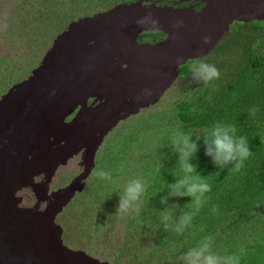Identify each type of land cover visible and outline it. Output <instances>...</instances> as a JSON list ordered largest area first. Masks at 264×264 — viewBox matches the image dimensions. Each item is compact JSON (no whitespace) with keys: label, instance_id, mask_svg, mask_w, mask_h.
Segmentation results:
<instances>
[{"label":"rangeland","instance_id":"1","mask_svg":"<svg viewBox=\"0 0 264 264\" xmlns=\"http://www.w3.org/2000/svg\"><path fill=\"white\" fill-rule=\"evenodd\" d=\"M78 1L79 10L70 9L75 5L70 0H0V249L2 245L8 246L10 257L2 264H116L113 260L120 255L119 246L125 235V213L116 223L104 225L107 235L110 234L106 243H100L93 235L88 242L84 238H68L62 227L63 220L69 217L68 206L79 196L76 194L95 185L94 169L99 160H106L102 153L111 156L112 163L107 168L119 174L123 171L126 181L137 174L136 168L130 167L147 164L151 145H159L162 166L176 165V133L194 135L196 139L204 134L208 124L232 120L228 111L231 105L235 109L234 120L243 115V110L236 108L243 104L242 86L250 82L251 70L264 52V0H248L247 6L253 8L249 12L261 19L249 25L234 20L229 25L231 38L224 40L220 52L209 59L206 55L198 57L216 64L221 71L218 80L207 84L193 80L189 69H181V74L175 75L176 67L171 68L172 72L163 67V74H169L162 80L156 74L161 69L150 66L151 55L173 57L172 53L150 45L144 52L148 54L143 55L148 61L137 64V60L125 56L141 53L140 44L136 43L138 46L128 52L125 47L142 39L162 37L154 29H143L146 25L140 21L156 4H166L165 0H149L156 4L132 5L127 9L120 3L110 11L89 17L84 16L93 14L94 9L84 5L87 0ZM174 1L186 2L197 11L202 7L209 10L216 4L208 2L199 8L195 2L200 0ZM103 6L99 4L97 8ZM70 10H74V16L69 18L65 15ZM239 14L234 15L251 17ZM38 16L42 23L36 29ZM120 30L124 38L117 43L114 31ZM133 33L136 36L130 35ZM8 77L12 81L6 85ZM169 77L170 85L165 81ZM158 79L161 86L157 85ZM176 106L177 116L173 112ZM71 109L72 114L66 116ZM99 137L102 141L94 155L95 164L83 188L52 219L62 200L61 192L59 195L53 191L69 185L89 165L90 151ZM116 138L121 142L115 155H131L125 164L127 169L120 165V158L113 159L115 147L110 142ZM128 142L140 146L129 154L122 146ZM67 148L79 150L65 164L58 165L47 182L51 163L62 157ZM134 153L138 155L135 162ZM157 161L155 158L154 162ZM73 239L89 245L72 246L69 243ZM125 261L135 264L134 260Z\"/></svg>","mask_w":264,"mask_h":264},{"label":"trees","instance_id":"2","mask_svg":"<svg viewBox=\"0 0 264 264\" xmlns=\"http://www.w3.org/2000/svg\"><path fill=\"white\" fill-rule=\"evenodd\" d=\"M126 1L128 0H95L91 3V0H87L84 5L91 10H98L99 4L103 6L101 2L112 6ZM70 3H75L70 9L79 10L81 7V1L70 0ZM65 16H74V10H70ZM35 22L36 29L40 28L42 21L39 16ZM49 24L54 27L52 22ZM43 25L46 26V23L43 22ZM259 57L256 68L253 67L251 76L249 75L250 82L242 86L243 96L240 101L243 104L236 106L237 110H243V115H240L243 119L240 123H235L233 117L232 120H227V123L235 125L238 135L247 137L252 154L237 171L234 164L214 166L210 158L204 155L201 146L192 162L198 165L197 172L211 185V191L206 194L205 203L197 211L192 197L169 196V185L184 175L180 160L176 165L162 166L160 158L163 155L160 154L161 149L157 148L159 145H151L152 153L148 154L147 164L130 167L137 170L134 177H143L147 181L146 190L137 202L136 209L124 215L125 235L119 246L120 255L113 262L127 264V258L134 260L135 264H174L175 261L178 264L177 257L183 251L199 243L204 237L211 236L213 249L220 254L227 255L243 249L242 264H264V117L255 121L247 116L259 114L264 106V96L256 91L264 90V52ZM181 67L185 69V66ZM244 73L247 78L245 69ZM9 81L12 79L8 77L4 84L7 85ZM252 108L256 109L255 114H252ZM232 110L235 111L231 105L228 110L230 115ZM191 136L194 139L195 136ZM119 142L121 141L117 138L110 142L115 147L113 159L118 161L120 158V165L127 169L129 167L125 164L131 155L126 157L125 154L124 158L115 155ZM122 146L130 154L140 145L137 147L128 142ZM105 153L101 155L106 159L105 162L99 160L94 171H109L111 178L105 180L96 176V183L92 188L88 187L86 191L76 194L79 196L67 208L69 217L62 222L68 238L74 236L88 242L93 235L100 243H106L110 234L107 235L108 229L104 225L110 221L116 223L120 215L124 214L119 211V198L128 180L122 176L123 171L119 174L107 168L112 161L111 156ZM136 154H133V162L138 158ZM155 158H158L156 163ZM162 198H166V202L162 203ZM185 212H194L192 221L178 232L176 226ZM165 216L168 218L164 219ZM165 224L168 225L167 228ZM69 244L81 248L89 245L77 239Z\"/></svg>","mask_w":264,"mask_h":264},{"label":"clouds","instance_id":"3","mask_svg":"<svg viewBox=\"0 0 264 264\" xmlns=\"http://www.w3.org/2000/svg\"><path fill=\"white\" fill-rule=\"evenodd\" d=\"M165 1L167 2L166 5L189 7L187 5L188 3L186 2H175L174 0ZM207 1L208 0H200L195 3L200 8L206 5ZM128 2L129 1L119 2L116 4L119 5L121 3L125 6H154V4H156L155 2L149 0H131L129 3ZM116 4L112 6H106L105 8L103 7L98 10H94L93 14L84 17H89L97 13L100 14L110 11L111 7L117 6ZM162 5L164 4L162 3ZM250 9H252V7L246 9L245 13H241L243 11H239L236 13H240L239 15L249 14L251 16L250 18H242L240 16L237 18L234 15L235 13L230 17L231 19L228 23V30L223 33L221 39L217 42L216 46L212 49V51L206 55L208 59L213 54L220 52L218 50L219 48H221V44H225V39L231 38V31H229V25L231 24V22H233L234 20H242L244 22V25H249V22L259 21L261 19L258 17H253V13L249 12ZM261 21H264V19H261ZM153 22L155 23V21ZM204 40L205 42H207V37H204ZM222 52H224V50ZM188 61H190L189 65H187V67L185 66V69H183L181 66H184L185 63H187ZM188 61H186L183 65L179 67L178 75L181 74V69L183 72H187L189 69L193 80L203 81L205 84L210 83L214 80H218L221 76V71L216 66V64L210 63L206 59L198 58L193 60L190 59ZM256 91L257 93H261L264 96V90ZM250 101H252V99ZM176 108L173 109V112L177 116L178 108ZM262 109H264V106L261 107V112L259 114H256L254 116L248 114V118L255 121L260 120L261 117H264V111ZM72 111L73 109L68 111V114L66 116L71 115ZM251 112L252 114H255L256 109L252 108ZM66 116L64 115L63 117L65 118ZM231 117H233L232 114ZM242 119V117H236L234 120L233 117L235 123H240ZM244 119L247 118L244 116ZM110 127L105 129V131H107ZM173 144L174 146H178L179 160L184 175L181 176L179 179L175 180L174 183L169 185V196L174 195L192 197L195 209L197 211L205 203L206 194L211 191V185L202 175L197 172L198 165L192 162L193 158H196V154L200 151L201 146H203L204 155L210 158L214 166L224 167L229 164H234L235 170L237 171L239 170L243 162L247 160L252 154L247 137L244 135H238L235 125L225 122H214L208 128L205 129L202 137L198 136L196 139H193L190 134L178 132L175 135ZM96 175L99 178L105 180L111 178L110 172L106 170H99L96 172ZM146 184L147 181L143 177L138 176L132 177L127 181V183L123 187V192L119 198V211L121 213H128L129 211L136 209L137 202L141 199L142 195L146 190ZM161 202H166V198H162ZM213 211H216V209L213 208ZM193 215L194 212H185L182 215L179 224L176 226V231L179 232L183 229L184 226L189 225L192 221ZM167 218V216L164 217V219ZM167 227L168 225L165 224V228ZM242 255L243 249H241L239 252H233L227 255L220 254L219 252L213 249L212 237L206 236L199 243L183 251L177 257V261L178 264H242Z\"/></svg>","mask_w":264,"mask_h":264},{"label":"bare ground","instance_id":"4","mask_svg":"<svg viewBox=\"0 0 264 264\" xmlns=\"http://www.w3.org/2000/svg\"><path fill=\"white\" fill-rule=\"evenodd\" d=\"M208 2H210L211 4H215V3L216 4L213 5L209 10H206L207 9L206 7H205V9H203V7H202V9H200V11H197L198 9L197 10L195 9L196 10L195 11L193 9V7L180 8L178 6H171V5H166V4L158 5V6L154 7L155 11L149 10L147 12L149 14H147L146 17L140 21L143 23V25H146L145 27L143 26L142 28L148 29V30L150 28L156 29V31H155L156 34L162 33V37H158L157 40H151V41L143 39L139 42H135L134 46L132 43H131L132 45H129V46L125 45V43L129 40V39L128 40L126 39L127 41L125 43L124 42L123 43H124V46H127V47H125V50H127V52L136 48L138 46V45H136V43L140 44L141 49H142V52L139 54L137 53V55L132 54V53L129 55L127 53V56H125L126 59H128V57H129L134 61L137 60V64H140V63H143V61L147 60V58L143 57V55H144L145 50L147 48L149 49V47H151L150 45L156 44L159 47L164 48V50L167 49V51H169L168 53H172L173 57L172 56H168V57L155 56L152 58V56H154V55H151V59L149 61L151 63L150 66L155 67V69H157V70H158V67H159V69H161L159 71H156V74L161 75V76H159V75L158 76L160 77V79L164 80L165 76L167 77V75L169 74V71L167 73L163 74L165 70L170 69V71L172 72L171 68L176 67V69H175L176 73L174 71V73L176 75V74H178V69H179L180 65H183L186 61H188L190 59H198V57H200V56L204 57L205 55H207L209 53V51L211 52L212 49L216 46L217 42L221 39L223 33L228 30V23L231 19L230 17L234 13H237L239 11L246 12V9L250 8V6H247L248 0H211V1L208 0L207 3ZM124 9H127V6H125ZM153 21H155V23ZM132 28H133V26H132ZM143 29H141V31ZM122 32L123 31H121V30L118 31L117 33H115V31H114V38H115L117 43H119L123 37ZM128 32H127V34H128ZM135 33L130 34V35L133 36ZM135 36H136V34H135ZM204 37H207V42H205ZM163 44L165 45V47L163 46ZM146 54H148V53H146ZM154 54H155V51H154ZM136 56H140V58L136 59ZM184 59H186V60L182 62V60H184ZM152 61H156L157 63H154V62L152 63ZM117 65H119V64H117ZM163 67L165 68V70L163 69ZM174 73H172V74L174 75ZM170 77H169L168 81L165 80L168 83V85H170V82L172 81L171 80L172 78H170ZM153 79H154V77H153ZM160 79L157 80V85L161 84V81H159ZM152 81L153 80H151V83H152ZM153 86H155V85H153ZM130 87H132V86H130ZM160 91H161V89H160ZM100 140L101 139L99 137L98 140L95 142L94 147L90 151L89 165L85 166V168L83 169V172L81 174H79L78 176H76L74 178V180L71 181V183L69 185H67L66 187L58 189L57 191H53V193L55 192L59 195H60L59 192H61L60 196L62 197L61 198L62 200H61L60 204L57 206L56 210L54 211V213L52 215V219H54L56 213H58L63 208V206H65L69 202V200H71V198L75 195V193L77 191H81V189L83 188L85 180L88 177V175L90 174L91 169L94 166V154L97 150V147H98V144L100 143ZM78 150L79 149L67 148L65 154L61 155L62 157L55 159L51 163L50 172L48 173L49 177H48V179L46 178L47 182H49L50 177L52 176V174L54 173V171L56 170L58 165L65 164L67 159L70 156H72L73 154L77 153ZM8 250H9L8 246L2 245V248L0 249V264H2L3 260H6L9 257L7 255Z\"/></svg>","mask_w":264,"mask_h":264}]
</instances>
